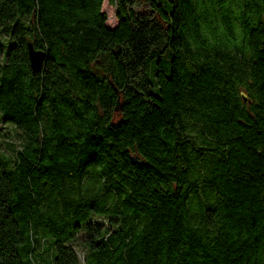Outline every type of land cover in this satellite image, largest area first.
I'll use <instances>...</instances> for the list:
<instances>
[{
	"label": "trees",
	"instance_id": "1",
	"mask_svg": "<svg viewBox=\"0 0 264 264\" xmlns=\"http://www.w3.org/2000/svg\"><path fill=\"white\" fill-rule=\"evenodd\" d=\"M110 1L0 0V264H264V0Z\"/></svg>",
	"mask_w": 264,
	"mask_h": 264
},
{
	"label": "rangeland",
	"instance_id": "2",
	"mask_svg": "<svg viewBox=\"0 0 264 264\" xmlns=\"http://www.w3.org/2000/svg\"><path fill=\"white\" fill-rule=\"evenodd\" d=\"M170 1L169 0H163L162 1V5L164 9H168L170 7ZM113 7H114V3L113 1L110 0H101L100 3V9L104 10L105 12V19L103 20L105 25H112L115 23L116 21V16L114 15V11H113ZM156 58L159 59V61L163 64L165 62V59L167 58V52L166 50H163L161 52H157L154 54ZM147 60H145V66H147ZM117 114H115L114 116H116ZM11 128V127H9ZM3 129V125H1L0 130ZM1 138L4 139V136H2ZM1 149V147H0ZM74 244H77V241L74 242ZM78 245V244H77ZM78 264V263H77Z\"/></svg>",
	"mask_w": 264,
	"mask_h": 264
},
{
	"label": "water",
	"instance_id": "3",
	"mask_svg": "<svg viewBox=\"0 0 264 264\" xmlns=\"http://www.w3.org/2000/svg\"><path fill=\"white\" fill-rule=\"evenodd\" d=\"M25 46L29 68L31 72H35L41 66L45 51L41 47L34 46L32 38H30L29 36L25 37ZM92 69L97 70V67L92 66ZM239 94L243 99L246 98V94L242 89L239 90Z\"/></svg>",
	"mask_w": 264,
	"mask_h": 264
}]
</instances>
